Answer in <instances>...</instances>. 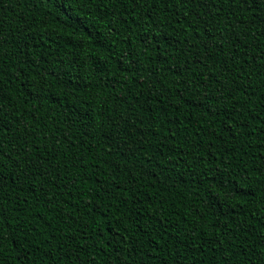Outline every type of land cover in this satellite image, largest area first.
Listing matches in <instances>:
<instances>
[{"label": "trees", "instance_id": "obj_1", "mask_svg": "<svg viewBox=\"0 0 264 264\" xmlns=\"http://www.w3.org/2000/svg\"><path fill=\"white\" fill-rule=\"evenodd\" d=\"M0 264H264V0H0Z\"/></svg>", "mask_w": 264, "mask_h": 264}, {"label": "snow or ice", "instance_id": "obj_2", "mask_svg": "<svg viewBox=\"0 0 264 264\" xmlns=\"http://www.w3.org/2000/svg\"><path fill=\"white\" fill-rule=\"evenodd\" d=\"M238 2H241V3H248L249 0H238ZM212 179H213V180L216 179L215 175H213Z\"/></svg>", "mask_w": 264, "mask_h": 264}]
</instances>
